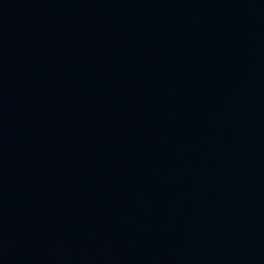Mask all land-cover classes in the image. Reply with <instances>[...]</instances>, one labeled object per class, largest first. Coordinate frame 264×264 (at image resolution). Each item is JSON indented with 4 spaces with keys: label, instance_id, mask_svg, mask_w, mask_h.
<instances>
[{
    "label": "water",
    "instance_id": "water-1",
    "mask_svg": "<svg viewBox=\"0 0 264 264\" xmlns=\"http://www.w3.org/2000/svg\"><path fill=\"white\" fill-rule=\"evenodd\" d=\"M0 264H264V0H0Z\"/></svg>",
    "mask_w": 264,
    "mask_h": 264
}]
</instances>
